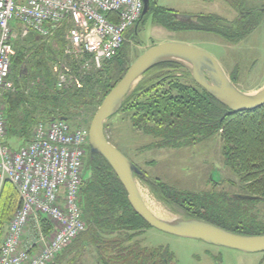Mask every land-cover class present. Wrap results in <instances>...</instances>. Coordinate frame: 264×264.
I'll return each mask as SVG.
<instances>
[{"label": "trees", "instance_id": "16d2710c", "mask_svg": "<svg viewBox=\"0 0 264 264\" xmlns=\"http://www.w3.org/2000/svg\"><path fill=\"white\" fill-rule=\"evenodd\" d=\"M156 6L157 4L151 0L149 12L158 9ZM251 13L253 12L249 14ZM174 15L179 21L174 22V19H170L164 24L165 27L178 31L204 30L222 38L225 43L237 44L255 28L249 27V22L243 17L233 24H228L226 20L213 15H200L191 23L180 18L182 15L179 13ZM144 18L145 16L126 36L137 35ZM65 33L66 29L63 28L50 40L61 45L58 69H63L62 65L67 64L70 70L67 74L74 78L73 82L61 87L59 71L55 70V76L48 65L50 55L45 48H50V44L34 35L26 39L18 36L14 41L15 56L12 61L11 81L14 83L15 91L5 95L3 99L7 122L5 144L12 151L19 150L31 141L33 130L40 122L62 120L75 128L81 125L90 127L93 117L88 120L80 109L95 103H98L99 108L107 94L130 67L121 57L125 50L124 43L118 55L97 71L99 81L95 82L91 75L80 70L79 60L65 55L67 46ZM32 61L34 65L31 68H34V71L38 66L47 68L49 81L56 86L54 95L42 87L36 88L32 93L27 92L28 81L35 80L31 75L35 72L27 69ZM230 78L237 85L238 70L237 74L233 73ZM188 80L192 84L190 82L188 84ZM91 98L94 101H89ZM21 110L25 111L24 118L18 115ZM130 112H133L131 120L135 130L142 131L154 139L158 138L159 141L155 142L157 147L177 148L185 144H197L209 137H220L225 164L241 179L245 193L253 196L264 195V105L252 111L232 112L198 86L184 67L175 63H165L145 74L122 109L110 120L118 116L125 119L124 115ZM40 114L46 118L41 120L38 117ZM143 123L145 126L142 128ZM147 177L145 180L139 179L151 189L159 201L176 214L205 220L237 234H264L262 229L258 228L260 225L256 224L254 218L249 216L250 212L244 208H231L225 203L222 204L213 194L206 197L175 192L165 184L151 180L148 175ZM79 204L86 226L97 233L99 245L96 247L109 252L107 254L110 258L103 257L104 264H110V260L117 262L116 264H165L164 260L173 261L168 252L140 248L138 243L133 247L122 248L124 242L133 241L136 235L126 240H122L121 235L144 234L151 227L131 207L125 188L108 162L101 156L92 158L89 147L83 163ZM20 207L21 199L16 188L7 182L0 196V251L9 225ZM40 222L44 232L52 234L54 227L49 220L41 217ZM232 227L237 228L234 230ZM101 233L111 235L113 238L100 239ZM30 234L32 240L38 236L34 223L28 228L26 236ZM111 248L113 249L110 250Z\"/></svg>", "mask_w": 264, "mask_h": 264}, {"label": "rangeland", "instance_id": "374dc122", "mask_svg": "<svg viewBox=\"0 0 264 264\" xmlns=\"http://www.w3.org/2000/svg\"><path fill=\"white\" fill-rule=\"evenodd\" d=\"M152 1L157 4L158 9H153L145 15L137 35H130L129 33L130 36H126L125 50L121 57L127 65L131 66L146 50L154 45L179 42L200 48L215 57L229 77L233 73L237 74L238 70L239 81L237 86L243 92L255 93L264 86V0ZM250 12L253 13L250 15ZM177 13L180 16H192L193 20L192 18L189 19L191 23L194 22L196 16L200 15H213L226 20L228 24H233L240 17H243L249 22V27L255 26V28L239 43H225L221 40L222 38L204 30L178 31L165 27L164 24L170 19H174V22L179 21L174 15ZM18 34L19 32L15 31V36ZM43 41L51 45L50 48L46 47L45 49H48L50 55L48 65L55 75L61 59L59 55L61 45L56 41ZM79 61L80 70L85 67L86 73L91 75L95 82L99 81L97 71L100 69L95 68L90 60L80 58ZM33 65L34 62L32 61L27 67L28 71H34V68H31ZM65 66L68 67L67 64ZM103 67L104 65L101 69ZM46 69V67H35V74H31L35 80L28 81L27 92L32 93L36 88L42 87L45 90H50L53 94L56 86L52 84V81H49ZM189 82L191 83L188 80L187 83L190 84ZM89 101L94 100L91 98ZM97 105L98 103L90 107L83 106L80 111L85 118L90 120L97 112ZM24 114L25 111L21 110L18 115L24 118ZM132 114L133 112L124 115L125 119L123 116H118L107 122L106 134L111 144L144 171L151 180H157L175 192L193 193L206 197L213 194L221 200L222 204L225 203L231 208H244L250 212L249 216L254 218L256 224L260 225L258 228L264 232L263 201V203L261 201H240L242 203H239L227 197L245 193V191L241 179L225 164L222 152L223 143L220 137H209L197 144H185L177 148L157 147L155 142L159 141L158 138L154 139L142 131L137 132L135 130L132 126ZM38 117L41 120L46 118L43 114L38 115ZM144 126V123L141 124L142 128ZM138 183L152 210L157 213L160 212L159 214L164 216L163 218L178 216L159 201L147 185L141 181ZM214 183L219 185L216 184L215 186ZM255 196L264 199V195ZM100 235V239L113 238L107 234L101 233ZM133 235H136L133 241H123L122 248L133 247L138 243L140 248L160 249L163 253L168 252L172 256L171 264H264V254L262 253L249 254L217 247L199 240L167 234L154 228L147 229L144 234L121 235V239L126 240ZM97 240H99L97 233L87 227V231L62 252L61 257L58 258L59 261L65 260L66 264H104L103 257L110 258V255L108 256V251H102L96 247L99 245ZM109 262L110 264L117 263L112 260Z\"/></svg>", "mask_w": 264, "mask_h": 264}, {"label": "built area", "instance_id": "2783aa9c", "mask_svg": "<svg viewBox=\"0 0 264 264\" xmlns=\"http://www.w3.org/2000/svg\"><path fill=\"white\" fill-rule=\"evenodd\" d=\"M143 9L142 0H0V196L10 182L21 199L1 247L0 264H50L87 231L79 192L89 127L75 128L62 120L40 122L27 145L12 151L5 144L3 99L15 91L14 41L31 35L51 40L65 28V55L90 60L101 69L118 55ZM62 66L57 70L60 87L74 80ZM41 217L54 227L52 234L44 232ZM33 223L38 236L24 246Z\"/></svg>", "mask_w": 264, "mask_h": 264}, {"label": "water", "instance_id": "95a60500", "mask_svg": "<svg viewBox=\"0 0 264 264\" xmlns=\"http://www.w3.org/2000/svg\"><path fill=\"white\" fill-rule=\"evenodd\" d=\"M142 2L144 5L142 17H144L150 10L151 0H142ZM180 18L189 20L192 16L182 15ZM165 63H175L184 67L198 86L232 112L252 111L264 105V86L255 93L243 92L233 83L218 60L206 51L179 42L154 45L129 67L95 113L89 128L91 157L101 156L108 162L125 188L131 207L151 228L217 247L249 254L264 253V234H237L205 220L191 219L180 214H176L178 216L173 218L157 216L149 208L138 183L140 179H147V175L109 142L105 131L107 122L122 109L145 74ZM234 197L253 199L245 196Z\"/></svg>", "mask_w": 264, "mask_h": 264}, {"label": "flooded vegetation", "instance_id": "af4514ba", "mask_svg": "<svg viewBox=\"0 0 264 264\" xmlns=\"http://www.w3.org/2000/svg\"><path fill=\"white\" fill-rule=\"evenodd\" d=\"M216 184L217 185H219L218 183H214L213 185H215L216 186ZM213 192H214V190H213ZM234 196H245V197H252L253 199H247V198H245V199H239V198H237V197H234ZM229 195V196H227V197H229V199H231V200H233V201H237V202H239V203H242V202H240V201H249V202H256V201H263L264 202V199H261V198H259V197H257V196H250L249 194H247V193H238V195ZM262 202V203H263ZM233 228V227H232ZM237 228V227H236ZM236 228H233L234 230L236 229ZM232 230V229H231ZM262 254H264V253H262ZM164 263L165 264H171V262H168L167 260H164Z\"/></svg>", "mask_w": 264, "mask_h": 264}, {"label": "crops", "instance_id": "0c3cea01", "mask_svg": "<svg viewBox=\"0 0 264 264\" xmlns=\"http://www.w3.org/2000/svg\"><path fill=\"white\" fill-rule=\"evenodd\" d=\"M32 235L30 234V235H27L25 238H24V246H28L33 240H32ZM59 257H61V255L60 256H58L57 258H56V260H54L52 263H50V264H66V262H65V260H63V261H59Z\"/></svg>", "mask_w": 264, "mask_h": 264}, {"label": "bare ground", "instance_id": "6f19581e", "mask_svg": "<svg viewBox=\"0 0 264 264\" xmlns=\"http://www.w3.org/2000/svg\"><path fill=\"white\" fill-rule=\"evenodd\" d=\"M149 206V205H148ZM149 208L151 209V207L149 206ZM152 210V209H151ZM157 216H160V217H162V215H160L159 213H157V212H155L154 210H152ZM164 215V214H163ZM164 217V216H163Z\"/></svg>", "mask_w": 264, "mask_h": 264}]
</instances>
